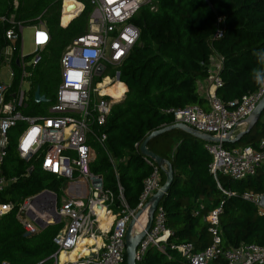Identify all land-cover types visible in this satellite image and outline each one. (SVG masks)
Returning <instances> with one entry per match:
<instances>
[{"label": "trees", "instance_id": "16d2710c", "mask_svg": "<svg viewBox=\"0 0 264 264\" xmlns=\"http://www.w3.org/2000/svg\"><path fill=\"white\" fill-rule=\"evenodd\" d=\"M76 1L83 3V10L73 20L63 15L62 24L71 21L62 27L61 0H17L16 5L13 0H0V67L9 21L20 22L23 27L42 21L51 35L29 77V99L21 109L25 114L45 113L60 81L63 50L87 32L91 5L89 0ZM133 22L139 27V39L118 66L119 81L127 90L121 100L112 104L99 128L106 133L105 148L90 140L94 150L90 170L102 177L104 190L113 194L114 208L119 202L120 185L125 202L135 209L143 179L151 172L140 153V144L152 131L174 123L168 110L205 105L198 82L208 79L214 57L220 59L217 75L222 80L216 94L224 103L241 98L261 84L254 75L264 71V64L257 59V53L264 51V0H149L140 6ZM217 31L221 32L220 37L215 36ZM20 44L16 42L18 52ZM16 56L17 51L11 62V91L19 83ZM119 87L123 91L124 86ZM36 88L49 101L36 103ZM22 126L19 122L8 131L1 164V172L9 183L0 194V202L12 203L13 209L0 217V264H36L57 249L52 241L59 230L57 226L49 225L40 233L25 236L24 226L16 218L17 207L27 197L44 189L59 195L62 186V180L44 172L35 158L19 157L16 139ZM263 135L264 110L249 132L223 145L228 150L257 148ZM204 144V140L179 129L166 131L147 142V148L168 161L173 170L171 186L159 203L171 233L164 252L150 247L136 264H183L181 254L169 249V244L191 243L197 252L211 245L212 225L206 217L217 207H221L217 228L220 247L264 245V213L260 214L256 203L243 196H264V169L241 180L223 174L215 179L209 171L211 156ZM160 176L163 184L165 175L161 169ZM42 264H53V260ZM209 264L225 262L219 258Z\"/></svg>", "mask_w": 264, "mask_h": 264}, {"label": "built area", "instance_id": "2783aa9c", "mask_svg": "<svg viewBox=\"0 0 264 264\" xmlns=\"http://www.w3.org/2000/svg\"><path fill=\"white\" fill-rule=\"evenodd\" d=\"M148 1L89 0L91 11L87 20V32L76 37L63 50L59 65L60 81L53 102L43 114H25L21 109L29 99V77L40 60L42 51L51 41L48 28L42 21L32 26L33 50L26 55L29 56L28 60L22 54L21 44L19 52L16 46L17 41L22 43L23 25L9 21L11 26L5 31L7 43L2 50V62L11 64L17 51L16 61L20 74L18 86L14 91H11L12 83L5 84L0 81V194L9 183L1 172L7 145L6 135L12 127L21 122L23 126L16 139L19 157L25 160L35 158L44 172L61 177L67 182L68 197L60 203L54 193L47 191L45 194L39 193L25 199L16 210V217L28 234L37 232L29 220L35 223L41 221L44 224L62 225L63 229L59 230L52 240L58 248L48 258L53 260V264H123L126 257L125 235L128 223L162 185L160 167L151 158L143 156L151 172L143 179L136 208H130L125 202L120 185L117 196L119 202L114 208L113 194L104 190L102 177L90 170V162L94 156L90 140L105 148L106 133L99 128L105 123L112 104L125 95L126 86L119 81L118 66L139 39L140 30L133 22V17L140 6ZM13 4L16 5L17 0H13ZM80 4L79 11L72 13L74 16L71 20L83 10L84 5L81 2ZM63 7L64 0H61L62 27L71 21L62 24V16L66 14ZM1 20L6 19L2 17ZM221 35L219 31L215 34L216 37ZM217 71L211 73L210 70L207 79L214 89L207 96V109L199 105H188L167 112L172 114L174 123H183L202 134L219 139L216 142L205 141L204 144L205 150L211 156L209 171L215 179L218 174H223L234 180H241L255 175L259 169H264V135L260 138L257 148L244 146L228 150L221 139L228 137L251 115L264 96V83L241 98L224 103L215 92L222 85ZM70 72L81 73L82 82H66ZM13 74L14 72L11 73L12 77ZM24 81H27L28 88L23 87ZM116 83L124 86L118 97L104 92L105 88ZM134 146L138 147V144L135 143ZM243 196L256 203L260 214L264 213L263 195ZM12 209V203L0 202V217ZM102 210L111 218L106 231V241L99 248L88 249L86 255L78 253L74 258H70L71 253L85 237L92 236L94 228H99V213ZM220 212L221 207H217L206 217L212 225L209 229L213 236L211 245L199 252L194 251L191 243H172L168 245L169 249L181 254L183 264H209L219 258H222L225 264H264V245L248 243L225 249L220 247L217 229ZM28 215H31V219ZM165 215L163 206L158 204L151 227L137 247L136 260H140L150 247L165 251L171 233L165 225ZM59 253H64L67 259L60 261ZM45 260L36 264H42Z\"/></svg>", "mask_w": 264, "mask_h": 264}, {"label": "water", "instance_id": "95a60500", "mask_svg": "<svg viewBox=\"0 0 264 264\" xmlns=\"http://www.w3.org/2000/svg\"><path fill=\"white\" fill-rule=\"evenodd\" d=\"M63 9H64V13L66 14L75 13L76 11H79L78 9H75V8L72 9L71 11H68L67 9H65V6L63 7ZM33 99L36 103L48 101L45 95L40 93L39 88L35 89L34 94H33ZM263 110H264V96L257 103L251 115L248 116L247 119L245 120L244 123L246 124V128L238 132L234 137H230L233 134V132H231L228 137L221 139V142L226 143L229 141L234 142V141L239 140L244 134L249 132L253 128V126L259 121ZM173 129H179L185 133H188L206 142L219 141L218 138H215L209 134H202L196 131L195 129L191 128L190 126H187L180 122L173 123L172 125L164 126L162 128L156 129L152 131L142 141V143L139 146L140 153L144 157H149L155 161V163L163 171L165 175V180L163 184L161 185V187L148 199V201L144 204V206L136 211L133 218L128 223L126 235H125V254H126L125 264H136L137 247L139 246L140 242L144 238L146 232L149 231L151 224H152L153 214L156 210V207L161 202L165 194L168 192L171 186V183L173 181V170H172L170 163L162 159L161 157H159L152 151H150L147 148V142L150 139L166 131L173 130ZM32 169L33 168L31 167L28 172H31ZM38 225L42 226V224H38ZM24 235L27 236L28 232H25Z\"/></svg>", "mask_w": 264, "mask_h": 264}, {"label": "crops", "instance_id": "0c3cea01", "mask_svg": "<svg viewBox=\"0 0 264 264\" xmlns=\"http://www.w3.org/2000/svg\"><path fill=\"white\" fill-rule=\"evenodd\" d=\"M49 31V30H48ZM16 63H17V65H18V62L16 61ZM2 65H4V63L2 62ZM6 65H11V64H6ZM10 69H11V71H10V76H11V73H13L14 71H13V69H12V65H11V67L10 66H8ZM1 68V67H0ZM13 79H14V74H13V77L11 76V80H10V82L9 83H12V81H13ZM124 84V83H123ZM125 85V84H124ZM126 90H127V88H126ZM214 89H213V87L210 85V83L207 81V80H204V81H199L198 82V91H199V93H200V95L201 96H203L205 99H206V103H205V105L204 106H201V107H203V108H208V100H207V96H208V94L210 93V92H212ZM215 92H216V90H215ZM48 99V98H47ZM48 101H49V99H48ZM235 134H236V132H233V134H232V136L231 137H234L235 136ZM0 147H1V143H0ZM58 178H60L61 180H62V186H61V192H60V194L58 195V194H56V193H54V192H52V191H49V190H46V189H44V191L42 190V192H40V193H46L45 191H49V192H52V193H54L55 195H56V198H57V201H58V203H60L61 201H59V197H60V195H62L63 194V192H65L64 194H65V197H63L62 199H64V198H66V196L68 197V191H67V182H66V180L65 179H63V178H61V177H58ZM37 194H39V193H37ZM37 194H35V195H37ZM32 197H34V195L33 196H30V197H27V198H32ZM26 198V199H27ZM107 216V215H106ZM17 218V217H16ZM28 218H30L31 219V215H28ZM110 217H109V219L108 220H99V222H100V225H99V228H94V233L92 234V236H87V237H85V239H94V241L93 242H91V241H89V243L90 244H92V245H90V246H88V249H96V248H99V247H101L102 246V244H103V242L104 241H106V231H107V228H108V223L110 222ZM19 220V219H18ZM36 223H38V224H42V226L41 225H39V228L37 229V232H39V231H41L43 228H45V227H47V226H49L50 224H47V223H43V222H41V221H36ZM100 229H102V230H100ZM154 249H157V248H155L154 247Z\"/></svg>", "mask_w": 264, "mask_h": 264}, {"label": "rangeland", "instance_id": "374dc122", "mask_svg": "<svg viewBox=\"0 0 264 264\" xmlns=\"http://www.w3.org/2000/svg\"><path fill=\"white\" fill-rule=\"evenodd\" d=\"M66 16H68V15H66ZM32 31H33L32 26L23 27V29H22L21 51H22V54L25 55V56L26 55H29L32 52V50H33V46H32V43H31V33H32ZM218 65H220V59L217 58V57H214L213 60H212V65H211V69H210L211 70V73H216L217 66ZM10 71H11V69L8 67V65L4 64V65L1 66V68H0V81L1 82L5 83V84H8L10 82V80H11ZM23 87L24 88H28L27 81H24L23 82ZM245 128H246V124L243 122V123L239 124L233 132H236V134H237L238 132L244 130ZM64 193L65 192H63V194L60 195L59 201H61L62 198L65 197V194ZM29 223L32 226H34L35 229H38L39 228L38 223H35L34 221H31V220H29ZM50 225L57 226V228L59 230H62L63 229V227H62L61 224L54 223V224H50ZM38 233H40V232H38ZM28 235H30V234H28ZM57 250H58V248L56 249V251ZM58 256H60V253H59Z\"/></svg>", "mask_w": 264, "mask_h": 264}, {"label": "bare ground", "instance_id": "6f19581e", "mask_svg": "<svg viewBox=\"0 0 264 264\" xmlns=\"http://www.w3.org/2000/svg\"><path fill=\"white\" fill-rule=\"evenodd\" d=\"M64 6L65 9H67L68 11H71L72 9H79L81 7V4L78 3L76 0H64ZM70 13V14H65L68 15L70 17H73L74 15ZM104 92L110 95H113L115 97H118L121 93L122 90L119 87V83L113 84L107 88L104 89ZM109 216L105 215L104 210L100 211L99 213V220H108ZM89 241L93 242L94 239H84L79 246L75 249V251H73V253H71L70 258H74L75 255H77L78 253L86 255L87 251H88V246L92 245L89 243ZM67 259V256L64 253H61L59 256V260L60 261H64Z\"/></svg>", "mask_w": 264, "mask_h": 264}, {"label": "clouds", "instance_id": "9594fccd", "mask_svg": "<svg viewBox=\"0 0 264 264\" xmlns=\"http://www.w3.org/2000/svg\"><path fill=\"white\" fill-rule=\"evenodd\" d=\"M257 59L258 62L264 64V51L257 53ZM67 78L68 80L65 79V81L72 84H79L82 82V74L79 72H70L67 74ZM254 79H256L258 82L264 83V71H256Z\"/></svg>", "mask_w": 264, "mask_h": 264}]
</instances>
